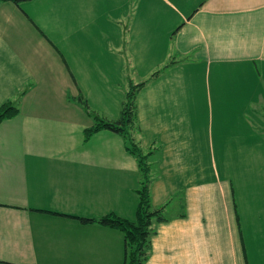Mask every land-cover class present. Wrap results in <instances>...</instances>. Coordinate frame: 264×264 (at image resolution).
I'll list each match as a JSON object with an SVG mask.
<instances>
[{
  "label": "crops",
  "instance_id": "0c3cea01",
  "mask_svg": "<svg viewBox=\"0 0 264 264\" xmlns=\"http://www.w3.org/2000/svg\"><path fill=\"white\" fill-rule=\"evenodd\" d=\"M93 1L0 5V104L14 94L19 108L0 123V264H122L120 232L70 216L133 218L137 163L111 131L83 141L93 122L75 98L89 104L83 83L107 66H142L130 79L143 82L170 58L136 99L151 205L177 204L145 264H264V0H135L129 29L147 37L134 60L84 39V13L107 29L126 17Z\"/></svg>",
  "mask_w": 264,
  "mask_h": 264
},
{
  "label": "trees",
  "instance_id": "16d2710c",
  "mask_svg": "<svg viewBox=\"0 0 264 264\" xmlns=\"http://www.w3.org/2000/svg\"><path fill=\"white\" fill-rule=\"evenodd\" d=\"M30 0H0V5L3 3H11L17 7ZM37 29V27L35 26ZM40 34L43 33L37 29ZM174 61L169 62V64ZM166 65L164 69L167 67ZM164 70L152 73L148 80L158 76ZM147 80V81H148ZM147 81L140 83H128V87L124 93V99L120 105L119 117L116 120H107L103 117L93 115L89 110L87 100L78 94L76 101L84 112L92 119L93 124L83 130V141H87L91 136L102 130H108L118 134L123 139V144L126 152L131 155L138 167L139 180L136 188L137 203L134 210L133 218L127 219L117 216L116 214H106L97 219L74 217L81 224L96 223L100 226L113 228L120 232L123 236V262L122 264H145L151 253V238L155 234L156 223L165 220L163 211L171 202L169 199L164 204L153 207L151 205V184L156 177L152 170L150 157L153 155V148L147 151L143 150L135 140L134 133L138 130L137 123V95L140 89ZM24 94L20 92L19 96ZM19 114V108L11 101H5L0 104V123L10 120ZM156 150V149H155ZM60 216H68L63 214Z\"/></svg>",
  "mask_w": 264,
  "mask_h": 264
},
{
  "label": "rangeland",
  "instance_id": "374dc122",
  "mask_svg": "<svg viewBox=\"0 0 264 264\" xmlns=\"http://www.w3.org/2000/svg\"><path fill=\"white\" fill-rule=\"evenodd\" d=\"M150 4H152L151 8L148 3L147 9L151 12H153V7H158L155 5L154 0L148 1ZM93 5V12L95 14H100L104 10V14L110 18V14L108 13V10L111 11L112 14H118L123 17L125 15V18H121V29L119 27L117 29H107L106 27L108 25H112L111 21L105 19L104 17H101L97 19L94 15L92 19L85 18V13L82 15V17L85 20H89L84 23L93 25V29H84V39L87 40L86 34L90 33L94 36L96 35V42L101 45L98 52H104V48L108 46V50L111 49L117 52L125 53L126 59L130 58L131 60H134V57L132 54H130V51L127 50L128 46H133L137 42L140 43V38L142 39V42L147 37L146 30L145 29H129V17L132 18V16H137L139 9L138 4L135 0H94L92 2ZM93 12L89 13V15L93 14ZM152 17H154L153 14H151ZM105 21V22H102ZM98 29H94V28ZM135 26H133L134 28ZM92 30V32H91ZM157 30V29H154ZM166 37V36H165ZM168 38V37H167ZM144 43V42H143ZM145 44V43H144ZM157 55L154 56L156 58ZM175 57V60H178V56L173 55ZM153 58V59H154ZM146 61H148L146 58H144ZM151 59V60H153ZM173 61V59H169L163 63H160L157 65V67L153 70L152 73L160 70H164L169 68V62ZM126 63V62H125ZM168 65L165 69L164 67ZM104 64L100 62L97 67L101 70L103 68ZM142 66L135 67L133 65V70L130 66H121L120 70H117L116 68L108 67L106 69V72L100 75L95 76L91 79V81H84L83 83V90L88 92L90 95L89 97V110L93 115H97L99 117L106 116L109 119H117L119 117V111H120V105L122 100L124 99V93L128 87V83H140L141 80H131L130 78L133 77L132 71L140 70ZM163 71V72H164ZM151 73V74H152ZM160 76V75H159ZM157 77V76H156ZM155 77V78H156ZM129 80V81H128ZM93 88V90H92ZM5 98H8L9 101H11L13 104L17 101V96L14 94H7ZM76 99V98H75ZM70 100H74V98H70ZM88 102V101H87ZM104 106H108L107 111L105 110ZM138 123V122H137ZM137 133V132H136ZM134 133V135L136 134ZM138 134V133H137ZM140 137V135H139ZM91 138V137H90ZM117 139H119L116 136ZM123 140V139H122ZM120 143V142H119ZM118 148V145H117ZM113 179H116V182H123L126 184H129L128 182L131 181L133 183V180L128 179L124 182V178L120 179L118 175H114ZM176 205L177 204H171L163 215L166 216V213L171 216L173 211H176Z\"/></svg>",
  "mask_w": 264,
  "mask_h": 264
}]
</instances>
